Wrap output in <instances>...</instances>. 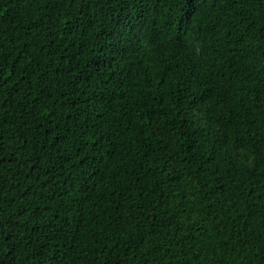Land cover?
<instances>
[{
	"label": "trees",
	"instance_id": "trees-1",
	"mask_svg": "<svg viewBox=\"0 0 264 264\" xmlns=\"http://www.w3.org/2000/svg\"><path fill=\"white\" fill-rule=\"evenodd\" d=\"M0 264H264V0H0Z\"/></svg>",
	"mask_w": 264,
	"mask_h": 264
}]
</instances>
